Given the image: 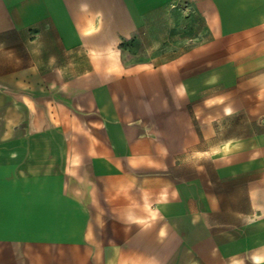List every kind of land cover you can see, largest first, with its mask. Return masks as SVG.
<instances>
[{"label":"crops","instance_id":"crops-1","mask_svg":"<svg viewBox=\"0 0 264 264\" xmlns=\"http://www.w3.org/2000/svg\"><path fill=\"white\" fill-rule=\"evenodd\" d=\"M60 14L83 15L78 29L116 31L107 42L86 38L87 49L100 51L96 57L108 64L84 71L83 112L79 118L70 112L68 123L85 127V144L75 146L72 156L95 159L101 173L134 180L130 174L151 173L150 165L170 175L174 165L202 159L176 182L167 177L155 185L134 182L133 190L145 192L150 207L134 210L132 220L145 226L158 219L184 223V249H205L208 238L185 233V225L199 228L217 220L218 212L228 214L220 222H264L262 208L254 207L264 178L251 175L248 165V142L264 141V0H0V94L7 89L2 79L13 78L14 71L28 84L29 15H52L59 38ZM14 30L20 35L19 55ZM130 35L148 47V64L128 67L115 57L114 46ZM160 45L185 48L162 57ZM93 78L100 80L93 84ZM2 97L0 104L7 109L11 99ZM127 97L132 106L123 104ZM68 202L76 206L74 199ZM245 230L247 235L248 225ZM163 234L159 228L157 236ZM89 237L86 229L80 242L71 239L68 246L57 247L69 249V259L53 264H119V257L109 256V247H94ZM212 237L213 248L220 249V233ZM2 260L12 264L11 258ZM23 264L51 263L44 256Z\"/></svg>","mask_w":264,"mask_h":264},{"label":"rangeland","instance_id":"rangeland-1","mask_svg":"<svg viewBox=\"0 0 264 264\" xmlns=\"http://www.w3.org/2000/svg\"><path fill=\"white\" fill-rule=\"evenodd\" d=\"M58 16L62 25L59 38L52 15H29L28 84L17 71L13 78L2 79L7 89L0 96L6 95L11 103L7 101V109L0 104V257L11 258L12 264L44 256L51 264L68 260L69 249L56 248L68 246L71 239L80 242L87 229L93 246L109 247V256L119 257V264H264V222H220L218 219L228 214L218 212L213 216L217 220L201 223L199 228L196 223L188 229L185 225V233L208 238L205 249H184L181 238L184 223L158 219L145 226L132 220L134 210L138 213L150 207L146 193L133 190L134 182L137 186L155 185L166 177L176 182L183 174L190 175L191 166L202 159L174 165L170 175L150 165L151 173L130 174L135 181L127 175L124 178L101 173L102 167L95 159L72 156L75 146L82 149L85 144V127L68 123L70 112L75 118L83 112L84 89L88 84L84 71L92 64L95 67L108 64L106 58L102 62L96 57L100 51L87 49L86 38L88 42L92 39L107 42L116 31L102 34L78 29L75 26L83 15ZM14 18L17 20L19 16ZM141 41L133 35L120 39L114 46L115 57L128 67L146 63L148 47L141 45ZM12 42L18 44L19 55L20 35L15 30ZM182 48L185 47L160 45L157 53L163 57L166 52ZM95 80L100 79L93 78V84ZM122 102L132 106L133 100L127 97ZM204 146L214 145L204 143ZM225 151L228 150L220 153ZM248 165L253 167L251 175L264 178V141L248 142ZM91 184L93 191L89 189ZM123 185L129 189L123 191ZM69 186L73 189L68 190ZM258 194L261 197L254 200V207H261L264 213V183ZM68 198L74 199L76 206ZM139 198L142 206L138 204ZM159 228L164 233L161 237L157 236ZM218 233L222 246L214 249L212 236ZM229 236L234 237L230 247ZM244 236H248V242Z\"/></svg>","mask_w":264,"mask_h":264}]
</instances>
